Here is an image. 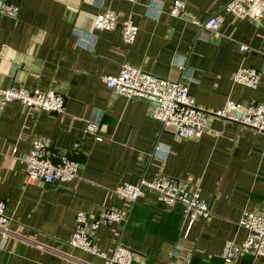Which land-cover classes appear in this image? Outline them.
<instances>
[{
    "label": "crops",
    "instance_id": "0c3cea01",
    "mask_svg": "<svg viewBox=\"0 0 264 264\" xmlns=\"http://www.w3.org/2000/svg\"><path fill=\"white\" fill-rule=\"evenodd\" d=\"M5 1L20 13L0 22V88H54L65 95L66 106L59 114L35 113L14 102L0 112V199L11 230L21 237L0 249V264H103L68 242L79 213L93 222L107 209L129 213V221L98 228L94 236L102 252L120 244L135 254L133 264H184L186 255L192 264H225L226 243L248 237L240 226L245 213L264 214V134L210 117L200 139H178L153 116L152 103L116 95L104 78L127 63L185 81L207 111L229 100L263 102L264 17L257 23L238 19L226 10L231 0H181L182 18L170 14L176 0ZM106 9L118 15L114 31L94 28L96 15ZM211 16L220 21L218 31L200 30L195 21ZM127 19L140 28L133 45L123 41ZM242 67L261 72L256 89L234 84ZM90 125L97 134L88 132ZM35 139L72 151L80 164L77 177L54 185L29 181L22 157ZM161 175L198 188L210 219L189 227L180 204L166 207L145 191L130 209L115 193L123 183ZM234 264H264V258L247 255Z\"/></svg>",
    "mask_w": 264,
    "mask_h": 264
},
{
    "label": "built area",
    "instance_id": "2783aa9c",
    "mask_svg": "<svg viewBox=\"0 0 264 264\" xmlns=\"http://www.w3.org/2000/svg\"><path fill=\"white\" fill-rule=\"evenodd\" d=\"M184 8L183 1L176 0L170 14L182 18ZM226 10L238 19L248 18L257 23L264 17V0H231ZM19 13L20 7L0 0V22L4 18L17 19ZM195 23L200 30L211 33L218 31L220 27L216 16ZM119 25L117 13L109 9L101 11L94 19V28L98 31H114ZM122 31L124 43L133 45L140 28L132 19H127L123 22ZM241 50L246 53L248 47L242 46ZM261 78L262 74L257 69L242 67L233 76V82L256 89L261 83ZM104 82L118 96L152 103L153 116L165 129L174 131L175 136L181 140L200 139L205 134L210 117L237 123L264 134V101L243 105L229 100L222 109L207 111L189 94V85L185 81L160 78L127 63L118 75L107 76ZM14 102L21 103L35 113L59 114L63 113L66 106L65 95L54 88H0V112ZM88 132L97 134V129L90 125ZM96 140L100 142L102 138L96 136ZM22 161L25 163L29 181H40L45 185L70 182L77 177L80 168L72 151H58L42 139L32 142L30 151L22 157ZM145 191L155 193L158 201L166 207L180 204L189 227L197 221H207L211 217L210 207L201 197L198 188L167 176L161 175L153 180L141 179L137 184L123 183L117 187L115 193L125 200L131 209L143 197ZM128 221L129 213L114 209L104 210L93 222H90V216L86 213H79L75 231L68 242L69 246L102 258L103 264H133L135 254L129 248L119 244L107 254L99 249L94 236L101 225L126 224ZM11 223L6 203L0 199V249H6L11 240L21 239L11 230ZM240 226L248 231V237L241 244L226 243L222 253L225 264H234L240 257L247 255L255 259L264 258V214L245 213ZM176 255L180 257L181 253L177 251ZM183 263L192 264V257L186 255Z\"/></svg>",
    "mask_w": 264,
    "mask_h": 264
}]
</instances>
